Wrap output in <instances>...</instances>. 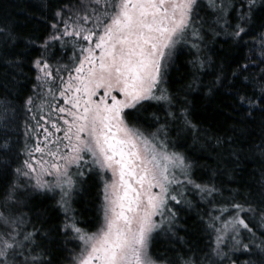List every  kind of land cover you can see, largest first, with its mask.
<instances>
[{
	"label": "snow or ice",
	"instance_id": "6c2138e0",
	"mask_svg": "<svg viewBox=\"0 0 264 264\" xmlns=\"http://www.w3.org/2000/svg\"><path fill=\"white\" fill-rule=\"evenodd\" d=\"M261 14L264 0H58L34 58L35 41L18 51L14 28L0 24V67L11 70L0 84V264H59L48 234L15 211L34 194L51 196L64 214L57 231L77 242L69 264H264V176L255 198L249 190L217 201L221 189L197 177L169 139V122L198 129L188 101L167 87L178 49L189 46L188 89L214 69L209 94L223 90L233 112L253 124L259 114L264 127ZM217 37L230 46L219 64L205 51ZM25 63L34 77L22 95L17 77ZM153 102L166 106L167 119L147 132L138 125ZM90 182L101 198L93 232L80 226L73 206ZM190 195L213 205L207 250L153 253L161 233L182 240L175 206L191 207Z\"/></svg>",
	"mask_w": 264,
	"mask_h": 264
},
{
	"label": "trees",
	"instance_id": "16d2710c",
	"mask_svg": "<svg viewBox=\"0 0 264 264\" xmlns=\"http://www.w3.org/2000/svg\"><path fill=\"white\" fill-rule=\"evenodd\" d=\"M57 4L58 0H0V24L14 28L19 37L18 51H24V45L34 40L35 47L29 49L30 56L34 58L39 55V45L52 31L51 17ZM215 40L216 42H212L211 39L206 41L205 51L219 64L230 46L223 43V37H217ZM185 47L179 48L174 62L168 69L167 87L169 92L177 96L180 101L185 99L188 101L190 119L197 126L198 132L182 130L180 124H175L176 127L172 131L176 138L174 146L193 162L197 177L214 180L222 192V195L216 197L217 201L228 200L237 191L247 194L249 190L255 198L258 182L264 176V148L258 147L264 145V127L261 126L259 114L256 123H250L232 111L231 98L223 90L209 94L207 85L215 79L212 75L214 69H207L206 73L200 74L199 81L202 83L198 81L199 87L188 89L187 85L193 79V68L189 61L193 59L194 51L190 50V47L189 49ZM247 54L245 49L240 56ZM64 55H70V52H64ZM22 71L24 75L18 76L17 81L22 85L19 91L24 95L31 88L34 70L25 63ZM10 76L11 70L0 67V84L6 83ZM13 91L15 92L16 89ZM2 94L3 89L0 88V95ZM180 107L181 105H177V109ZM153 112L160 116V123L165 121V111L156 103H152L148 111L140 117V126L157 125L155 124L157 121L151 120ZM216 138L224 142L218 145ZM233 153L239 154L238 164ZM98 191V188L90 182L73 205L80 226L89 232L96 230L97 219L101 215V198L97 194ZM189 197L193 201L191 207L177 208L179 227L176 233L182 240H172L167 234L161 233L156 239L153 253L158 254L173 247L184 252H188L189 249L197 253L207 250L211 238L205 230V222L208 220L207 213L212 211L213 205L201 202L199 197L192 195ZM21 199H26L27 204L22 205L16 212L26 213L37 228L48 234V247L58 256L59 264H69L72 249L77 242L66 240L63 234L57 231L64 220V214L56 207V200L51 196L43 197L39 194ZM257 235L259 236L260 233L257 232Z\"/></svg>",
	"mask_w": 264,
	"mask_h": 264
},
{
	"label": "rangeland",
	"instance_id": "374dc122",
	"mask_svg": "<svg viewBox=\"0 0 264 264\" xmlns=\"http://www.w3.org/2000/svg\"><path fill=\"white\" fill-rule=\"evenodd\" d=\"M67 38V37H66ZM183 47H185V46H183ZM202 47H204L203 45H202ZM186 49H189V46L187 47H185ZM190 50H193V49H191L190 48ZM178 51H179V49H178ZM177 51V52H178ZM194 51V50H193ZM177 54V53H176ZM170 67V66H169ZM153 103H155V102H153ZM156 105H158L159 107H162V109L164 110V111H166V106H164V105H160V104H156ZM165 117H166V115H165ZM166 119H167V117H166ZM155 124H157V125H155V126H151V127H147V126H143V125H141V127L143 128V129H145L147 132H154L155 130H156V128H158L159 126H160V122H157V123H155ZM138 126H140V124L138 125ZM174 127H176L175 126V124H172L171 122H169V139H170V141H172V142H175V140H176V138H174V136H173V133H172V131H174ZM176 146H174V150H176V151H178L176 148H175ZM189 199H191L190 197H189ZM22 207V205L21 206H19L17 209H15V211H17L18 209H20ZM176 208H178L179 206H175Z\"/></svg>",
	"mask_w": 264,
	"mask_h": 264
}]
</instances>
